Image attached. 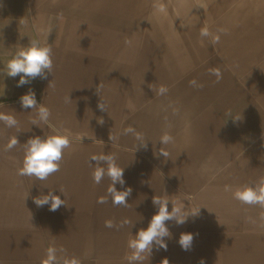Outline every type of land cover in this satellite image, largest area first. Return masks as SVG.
Wrapping results in <instances>:
<instances>
[{"label":"crops","instance_id":"0c3cea01","mask_svg":"<svg viewBox=\"0 0 264 264\" xmlns=\"http://www.w3.org/2000/svg\"><path fill=\"white\" fill-rule=\"evenodd\" d=\"M155 2L0 0V113L19 122V131L0 122V264H42L49 246L82 264H128V241L158 211L154 196L169 199V211L200 210L183 225L167 221V249L154 245L143 264H264V209L225 191L264 176V0H160L166 14L155 12ZM205 26L219 43L200 36ZM29 39L52 47L53 74L17 87L19 76H4V66ZM212 69L222 73L218 83ZM160 86L166 94H157ZM29 89L51 110L47 124H31L36 110L21 107ZM101 99L108 112L98 108ZM129 125L147 148L122 135ZM58 129L71 134L60 171L46 181L18 176L23 144ZM165 131L174 138L166 146L159 142ZM13 135L20 144L4 151ZM105 153L124 168L125 184L115 186L132 189L127 207L97 203L110 180L93 182L89 158ZM49 190L66 205L37 207L34 198ZM125 219L131 223L119 230L105 227ZM182 233L194 236L190 250L178 243Z\"/></svg>","mask_w":264,"mask_h":264},{"label":"clouds","instance_id":"9594fccd","mask_svg":"<svg viewBox=\"0 0 264 264\" xmlns=\"http://www.w3.org/2000/svg\"><path fill=\"white\" fill-rule=\"evenodd\" d=\"M203 6L201 4V7ZM153 8L156 13L166 14L167 12L166 5L160 2V0H157L153 4ZM218 32L225 33L226 30L221 28L218 29ZM200 36L202 38H210L212 44L219 43L220 40V36L213 35L206 26L200 29ZM125 43L130 44L131 41L126 40ZM53 68L52 47L41 40L29 39V43L26 46L18 47L11 59L7 61L4 66L3 75L12 78L19 76L17 87H22L30 84L37 78L42 80L47 79L48 74H53ZM210 74L216 76L217 83L222 79V73L219 69L210 70ZM189 83L191 86L203 87V85H197L195 80ZM101 88L102 85L100 84L97 88L98 93ZM167 91L168 89L165 86H160L157 94L164 95ZM19 99L22 108L36 110V118L31 121V124L39 126L41 123L47 124L49 122L51 110L47 106L37 102L36 94L32 89H29ZM71 101L69 94L64 97L65 103H70ZM98 108L101 111L108 112L107 104L103 99L98 104ZM228 115L232 117L230 113ZM232 118L238 121L241 119V116L237 115ZM0 122H3L7 128H17L19 131V122L13 115L0 113ZM98 122L103 124L104 120L100 118ZM129 134L133 135L137 141L136 147L147 148L148 139L143 133L136 131L133 126L129 125L123 130L122 135ZM84 137L86 136L79 135L76 139L82 142ZM109 139L114 143L118 137L110 134ZM173 141V136L168 131H165L160 137L159 142L166 146L173 143ZM19 144L17 135H13L5 145L4 151H11ZM22 147L24 157L22 166L17 169V175L34 177L39 181H46L51 175L60 171L63 154L66 149L71 147V134L67 129H58L53 135L31 137ZM159 154L166 159L170 155L164 147L160 148ZM92 161L95 164L91 163ZM89 164L95 166L92 173V179L95 184H100L105 176L110 180L106 196L99 197L97 203H108L110 199L114 206L127 207L129 205L127 198L131 195L132 189L129 187L121 191L117 190L115 186L117 183L121 186L125 184L123 178L124 168L118 165L116 154H93L89 158ZM59 190L64 195L63 189ZM225 191H232L233 199L239 201L241 204L259 206L261 209H264V176L259 177L251 185L237 187L235 190L230 186H225ZM169 201V199L162 196L153 197V204L158 208V211L152 216L148 227L139 230L135 237L128 241L127 247L131 250L130 254L125 257L128 264H143L145 254L149 257L154 245L158 248L167 249L165 238L171 236L169 228L166 226L167 221H175L177 225H183L190 215L196 216L199 213L200 208L198 210H187L182 205H173L171 211H169ZM34 203L37 207L49 205V210L53 212L57 211L62 205H66L65 199H61L59 195L53 194L51 190L46 195L35 197ZM259 220L261 221V226H264V213L260 215ZM249 222L255 224L256 220L249 217ZM129 223L131 222L127 219L122 220L119 224H116L112 220H106L105 227L119 230V228ZM193 239L192 233H182L178 243L183 250L187 251L191 249ZM58 252L64 253V255H58ZM42 264H82V261L76 256H68L66 249L63 247L58 249L55 246H49ZM162 264H168V261L165 259ZM201 264H203V261H201Z\"/></svg>","mask_w":264,"mask_h":264}]
</instances>
